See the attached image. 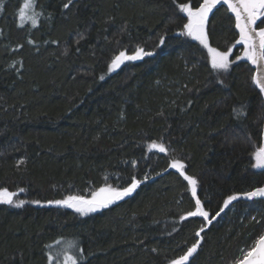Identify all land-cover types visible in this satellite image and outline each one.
I'll return each instance as SVG.
<instances>
[{"label": "trees", "instance_id": "trees-1", "mask_svg": "<svg viewBox=\"0 0 264 264\" xmlns=\"http://www.w3.org/2000/svg\"><path fill=\"white\" fill-rule=\"evenodd\" d=\"M0 2V190L47 203L142 181L88 216L0 203V264H49V255L64 264L67 254L61 261L53 252L64 241L77 243L68 254L77 264H170L200 239L188 264L241 259L264 235V198L243 196L264 187V168L253 167L264 145V95L250 62L214 70L208 50L181 34L188 21L179 6L197 0H73L68 9L67 0H36V27L21 21L25 0ZM208 31L211 47H231L230 60L242 55L227 8ZM137 47L154 54L108 70ZM241 106L246 117L237 119ZM154 141L169 152H150ZM172 158L197 178L210 219L228 196L240 198L210 225L181 220L194 198Z\"/></svg>", "mask_w": 264, "mask_h": 264}, {"label": "snow or ice", "instance_id": "snow-or-ice-1", "mask_svg": "<svg viewBox=\"0 0 264 264\" xmlns=\"http://www.w3.org/2000/svg\"><path fill=\"white\" fill-rule=\"evenodd\" d=\"M72 4L73 0H67V3H64L63 7L68 9ZM218 5H226L227 10L234 14V25L235 28L239 30V39L236 40L235 44L244 46L242 55L236 56L234 60L229 59L232 54L231 47L221 52L217 48L211 47L209 44V16ZM36 6V0H25V9H34ZM2 10L3 3L0 2V12H2ZM179 11L186 14L188 21L183 25L184 31L181 34L198 41L200 45L208 50L211 54L212 69L217 71H228L233 63L241 60L248 61L251 65L256 66L255 71L257 74L252 76L253 84L259 89L260 93L264 95V26H261L264 25V0H202V2L197 0L196 7H192L191 4H181L179 6ZM19 15L22 22L25 19H31L33 27H36L37 20L34 16H26L23 9ZM257 21H260V25L257 24ZM21 26H23V23ZM159 43L161 45L164 43L163 37H161ZM153 54L152 52L145 51L142 47H137L131 55L127 54L126 50L120 51L119 54L113 58L108 70L114 71L125 61L142 60L144 57L152 56ZM100 79H104V77L101 76ZM233 111L237 119L246 117V106L234 108ZM149 149H156L160 153L169 152L168 147H166L164 143H156L155 141L149 145ZM255 159L256 163L253 167L258 169L264 168V147L256 151ZM21 163H23V161H21ZM169 167L176 169L179 175L187 181L191 196L194 198V210H190L186 215L181 216V220H187L189 217H202L204 221L210 225L212 219L219 216L233 201L240 198L239 195L228 196L227 199L224 200L223 207L220 211L216 212L213 218L210 219L209 211L205 209L204 204L197 195L199 184L197 178L185 173L186 165L178 158H172ZM144 179H147V177L145 176ZM141 182L142 181L137 180L133 176L126 187L116 188L111 185H106L93 192L90 199H86L83 196L70 195L63 200L48 201L47 203L74 208L77 212L87 215L90 212L106 208L129 196L136 191ZM20 191L22 192L24 189H20ZM14 195V193H9L6 188L0 190V203H6L15 207H23L25 201H14ZM243 196L247 199L264 197V187H259L254 191L243 193ZM31 203L40 204L41 202L37 200ZM253 219L255 218L253 217ZM204 230V227L201 226L199 231L194 233L195 236L200 237ZM73 246L75 245L73 244ZM198 247L199 241L193 243L178 259L172 260L170 264H187L190 257L197 252ZM80 252H83L82 248ZM52 259V256L49 255V264H52ZM67 259L71 261V264H77L75 258L68 257ZM236 264H264V235H261L250 249L242 250V258L237 260Z\"/></svg>", "mask_w": 264, "mask_h": 264}, {"label": "rangeland", "instance_id": "rangeland-1", "mask_svg": "<svg viewBox=\"0 0 264 264\" xmlns=\"http://www.w3.org/2000/svg\"><path fill=\"white\" fill-rule=\"evenodd\" d=\"M25 5V4H24ZM23 10L25 11V15L26 16H34V9H31V8H29V9H25L24 7H23ZM185 14V13H184ZM185 16H186V14H185ZM187 17V16H186ZM29 19H25L24 21H28ZM211 55V54H210ZM117 69H115L114 71H111L112 73L113 72H115ZM254 75H255V73H254ZM262 147H264V145L262 146ZM255 163H256V159H255ZM262 169V168H261ZM9 193H11V192H9ZM92 196V195H91ZM91 196L90 197H85L86 199H90L91 198ZM15 195L13 196V200H15ZM255 198H264V197H255ZM65 199V198H64ZM252 199H254V198H252ZM25 204H30L31 206H33V207H61V208H65V209H70V210H72V211H74V212H76L77 214H79L80 216H88V215H91V214H95V213H97V212H99V211H102V210H104V209H106V208H108V207H110V206H112L113 204H111V205H109L108 207H106V208H102V209H98L97 211H95V212H90V213H88L87 215H83V214H81V213H79V212H77L74 208H69V207H66V206H60V205H56V204H48V203H40V204H34V203H30V202H26L25 201ZM24 204V205H25ZM209 218H210V216H209ZM201 242H202V240L200 239V241H199V245L201 244ZM73 244L75 245V246H73ZM54 253H56L55 254V257L56 258H58V257H61V258H58V259H60L61 261L64 259V256H65V254H67V256L65 257V263L64 264H71V261L70 260H68L67 258L68 257H72L71 255H68L69 253L71 254V253H73V254H75L76 252H77V243H75L74 241H64V242H62V243H60L59 244V246H57L55 249H54V251H53ZM72 258H74V257H72ZM63 262H61V263H58V264H62ZM187 264H188V262H187ZM234 264H236V263H234Z\"/></svg>", "mask_w": 264, "mask_h": 264}, {"label": "water", "instance_id": "water-1", "mask_svg": "<svg viewBox=\"0 0 264 264\" xmlns=\"http://www.w3.org/2000/svg\"><path fill=\"white\" fill-rule=\"evenodd\" d=\"M222 7H225V8H227V6L226 5H218L217 6V8L216 9H213V12L210 14V16H209V21L211 20V18L214 16V14L220 9V8H222ZM233 17H234V14H232V13H230ZM259 23V21H257V24ZM236 31H237V33L239 34V30L238 29H236ZM144 60V58L142 59V60H137V61H131V62H136V63H139V62H142ZM126 62V61H125ZM125 62L123 63V64H121L120 66H122V65H124L125 64ZM251 65V64H250ZM251 67L255 70V68H256V66H254V65H251ZM257 73H256V71H255V75H256ZM263 143H264V134H263ZM150 152H156V153H158V154H165V153H160L159 151H157L156 149H151L150 150Z\"/></svg>", "mask_w": 264, "mask_h": 264}]
</instances>
